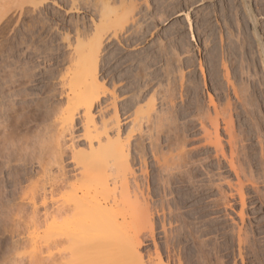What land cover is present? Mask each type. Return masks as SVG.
Returning a JSON list of instances; mask_svg holds the SVG:
<instances>
[{
  "label": "rangeland",
  "instance_id": "374dc122",
  "mask_svg": "<svg viewBox=\"0 0 264 264\" xmlns=\"http://www.w3.org/2000/svg\"><path fill=\"white\" fill-rule=\"evenodd\" d=\"M104 3L118 9L119 14L129 9L135 10L134 14L132 13L135 18H129L121 29L122 32L117 31L116 40L107 44L102 52V77L106 78V87L110 89L115 85L118 88L121 119L126 118L128 122L135 114L144 119L149 105L153 104L164 120L162 133H168L171 128L170 132L173 133H169V137L173 139H170L171 141L166 139L167 136L160 135L156 142L158 151H154V154L160 158V164L167 158L170 164L173 162L171 156L175 153L171 148H174V134L177 131L181 133V138L184 135L189 143L192 142L188 146H200L198 125L195 123L198 115L204 111V115L207 113V116L209 114L211 118H215L220 117V113L226 110L223 113H229V118L234 121L232 123L235 135L242 140L240 142L237 138L238 143L246 148L243 150L246 152L242 151V154L246 155L243 157L240 154L238 160L241 161L244 174L250 177L249 179H256L255 184L257 183V194L249 187L244 190V228L249 237L250 248L246 246V250L243 249L241 259L237 256L235 235L234 238L231 235L233 229L237 230L234 226L240 225L237 217L240 207L234 201L230 202V208L224 207L218 191L212 185L217 181H209L206 171L213 172L212 175L223 173L217 170L216 161L208 156L211 150L203 147L195 151L191 159L196 163L188 169V177L185 175L186 177L180 179L183 176L174 174L175 177L171 176L172 179H168V183L167 175L153 158V149L150 147L144 125L145 136L142 144L146 152L145 157L139 159L140 149L136 147L137 141L140 140L137 135L131 139V149L141 180L140 188L142 187L144 193L146 190V193L149 191L153 196L151 206L153 205L154 214V241L146 230L141 229L140 232L145 263H148L149 258H155L157 253L163 261L162 264H178L177 260L180 264H264V203L259 204L261 198H264V0H32L22 3V13L13 9L0 20V53L3 54L0 57L5 56L0 61V77L5 80L3 85L6 94L14 88V92L17 89L16 96L11 98V101L15 100L13 103L16 106L29 104L32 107L39 100L46 98L48 93V96L57 93V81L54 79L69 67L66 59L69 53L68 44L75 46L77 29L84 31V35L80 33L83 35V41H88L94 35L92 26L94 23L99 24L100 9ZM71 7H74L76 12L71 11ZM186 15L188 18H185ZM50 20L56 21L54 32L45 30ZM8 86L13 88L9 89ZM237 89L244 91L245 97H238L242 95L241 90H238L237 96L232 94ZM240 99L245 100V106L238 102ZM24 102L26 104H23ZM55 103L56 99H52L49 104L54 107ZM208 103L211 104L209 109L206 108ZM31 107L28 111L24 110L27 112L21 111V114L27 116L28 113L31 118ZM210 114H214L213 117ZM204 115L202 117H206ZM26 116L25 118H28ZM222 118L223 116L218 118L221 125ZM28 124L27 127L33 131L37 123L33 124L31 121ZM128 124L130 122L125 125L127 131L131 126ZM222 134L225 139L224 132ZM19 165L14 171L21 173L28 169L27 171L33 172L29 173L30 176H33V166L29 168L28 165L27 168ZM19 168L23 170L20 172ZM250 170L251 176L247 174ZM141 171L143 175L140 174ZM3 174L0 176V190L8 194L1 198L2 205L18 203L20 192H12V184L6 172ZM31 177H27L30 179L28 182L37 180ZM230 179L232 180V177ZM78 180L71 177L68 184ZM223 189L226 190L225 187ZM9 192L13 194L9 195ZM64 193V190L55 193L48 198V203L61 201ZM262 200L264 202V199ZM3 211L0 212V264H88L83 258L76 257L68 262L70 257L68 256V259L64 256V251L69 246L67 243L51 248L47 245L48 250H44V246L39 247L43 245V240L40 238V242L38 237H43L46 242L48 237L45 240L42 233L49 229L54 217H50L46 223L44 221L43 224H36L28 214ZM59 220L61 222V219ZM196 242L203 245L199 246L201 250L197 249ZM57 250L63 254L59 256L62 258L56 259ZM202 250L209 254L206 255L207 258L209 256L210 261L206 259L209 262H204L199 253L204 263L201 262L198 254H195ZM40 255H50L54 261H60L55 263L51 259V263H46Z\"/></svg>",
  "mask_w": 264,
  "mask_h": 264
},
{
  "label": "bare ground",
  "instance_id": "6f19581e",
  "mask_svg": "<svg viewBox=\"0 0 264 264\" xmlns=\"http://www.w3.org/2000/svg\"><path fill=\"white\" fill-rule=\"evenodd\" d=\"M28 2H32V0H0V20L13 9L22 13L24 6L21 4ZM110 6L104 3L101 9L99 8L100 21H98V25L93 22L94 35L88 41H83L81 38L84 35V31L82 33L80 32L81 30H76L75 46L68 44L69 53L66 59L69 67L67 66L68 69H65V72L57 78H52L57 81L58 89L53 86L55 91L57 90L56 94L52 95L51 93L48 96V93L46 98L38 99L40 102L38 101L37 104L35 102L32 107L29 104L27 106L26 102L23 103L26 104L25 106H20L16 102L17 106H19L17 107L14 104L15 100L11 101V98L16 96L17 89L14 92V88L11 92L9 89L13 87L9 88L8 86L9 89L7 88V90L10 93L6 94L7 91H5V86L3 85L5 80L3 81L0 77V176L6 172L12 184V192L19 191L21 194L19 195L20 200L18 199V203L14 202L15 204H13L12 202L13 205L4 206L1 198L6 197L5 194L8 193L0 190V212L4 210L7 213L28 214L34 219L36 224H41V222L43 224L44 221L46 223L50 217L51 219L54 217L49 229H47L48 227L46 228L48 231L44 230V233H42L45 240L48 237L47 240L49 241L46 240L44 242L43 237H38L40 242L43 240V245L41 244L39 247L44 246L45 250L48 246L51 248L57 244L60 246L63 243H67L69 246L65 249L64 256L70 257V259L68 257V262L76 257L79 259L83 258V261L88 264H162L163 261H161L162 259H160L161 257L159 258L157 253L155 258L151 257L149 260L147 259L148 263H145L141 251V229L146 230V233H149L152 241H154L152 234L154 214L152 212L153 205L151 206L153 204V198L151 197L153 196L149 191L146 193L147 191L144 189V193L141 189L142 187L140 188L141 184L139 182L141 180L132 157L131 139L135 135L139 137L138 140L140 141H137V147H135L140 149V151L138 150L140 152L139 159L144 158V153L146 152L142 139L145 136L143 135V126L146 125L145 129H147L146 133L148 132L150 147L153 149V158L159 164L158 167L167 175H165L167 179L164 177L166 180H171L172 178L170 177L174 174L180 177L183 176L182 178L178 176V178L183 179L185 175L189 174L190 167L196 163V161H192L191 155L203 147H208L211 150V154L208 156L216 161L217 170L219 172L223 171V173L212 175L213 172L211 174L209 173L210 171L208 173L206 171L209 181H217L215 182L216 184H210L218 191L222 204L223 202L225 204L224 207L230 208L232 206L230 202L232 201L236 202L240 207L238 214L235 213L240 220V225L235 224L236 226L234 227H237V230H235L236 228L233 229L236 232L231 233V235L232 238L235 235L237 256L241 258L242 251L244 252L243 249L246 246L250 248L249 237L245 232L246 228H244L246 226L244 225L246 205L244 190L249 187L257 191V183L255 184L256 179H253V177L249 179L250 177L248 178L244 174V168L240 164L241 161L238 160L240 159L239 155L246 148H244L245 145L239 144L242 140L236 137L237 134L235 135L233 119L229 118L231 117L230 115L228 116L229 113L226 114L225 112L228 117L225 116L223 112L226 110H223V115L220 113L223 116L221 119L222 125L218 119L221 116L211 118L209 114L207 116V113L204 115V111L203 113L201 112L202 114L199 113L201 115L197 114L198 117L195 123L198 125L200 146L196 144V146H193V144L188 146L192 142L189 143V140L183 134V138H181V133L179 134L177 131L176 133H178L177 136L179 137H175V133V140L174 142L172 141L175 150L173 146L171 148L168 145L175 152L171 156L173 162L169 164L167 162L169 158H167V160L163 159V163L160 164V158L154 154L158 151L156 142L160 135L169 137L172 128L171 130L169 129L168 133L165 131V134H163L164 130L162 129V131L161 128H164L162 125L164 120L155 110L154 105L151 104L144 118L145 121L141 118L142 116L140 117L136 114L133 115L134 117L131 120L129 118L128 122H130L131 126H129V131H127L125 125L128 122H126V118L122 120L120 116L118 88L115 85H112L110 89L108 86L106 87V78L102 77L103 48L114 39L116 40L117 31L120 30L122 32L121 29L130 17L135 18L133 15L134 9L122 11L119 14L118 9ZM71 8V11L74 10V12L78 9L76 6V9L74 7ZM185 18H188V15ZM80 33L83 35L81 36ZM105 34L109 35L105 36ZM0 56H3V54L0 53ZM4 57H0V61ZM5 74L7 75L8 73ZM234 88H236L235 85ZM238 90L241 89L234 90L232 94L237 96L239 94ZM243 92L242 90L240 91L242 95L238 96L239 98L245 97ZM52 99H56L54 107L49 104ZM235 100L237 101L238 99ZM240 100L238 102H242L241 104L244 105L245 100ZM210 105L206 108L209 109ZM29 106L32 108L30 111L33 110L31 112L33 114H30L32 120H30L28 113V118H25V114H21V111L27 112L30 108ZM25 109L27 111H24ZM216 110L218 111L217 108ZM211 112L213 113V109ZM202 115L206 117H202ZM31 121L33 124L37 123L33 131L29 129L30 127H27ZM221 131L222 133L224 132L225 139L224 137L222 138L223 134ZM167 137L166 139L173 140L172 137ZM237 138L240 140L239 143ZM169 140L167 141L169 142ZM242 146L244 149H242ZM157 154L159 155V152ZM243 154L242 156L244 157L246 154ZM19 164L26 167L29 165V168L33 166L34 169L31 168V170H34L32 177L37 178V180L32 183L28 182L30 181V174L33 173L27 171L28 169L26 171L28 174L30 173L29 176L26 175V171H22L24 174H21V170H23L21 168H19L21 173L14 171ZM143 165L145 167L144 162ZM142 171L141 175H143ZM250 172L252 174L251 170L247 174L251 176ZM226 174L229 177L228 179ZM71 177L78 178V182L68 184V180ZM231 177L233 181L230 179ZM167 182L169 183V180ZM61 190L65 191L61 201H52L49 204L48 198ZM256 191L255 193L257 194L258 191ZM11 193L9 192V195ZM262 199L264 198H261L259 204L261 202L263 205ZM59 219H61V222ZM45 231H47V234ZM232 241L234 243V239ZM203 242L202 244L204 245L205 243ZM202 244L198 245L197 243L198 250L202 249H199V246L203 247ZM41 249L40 254L43 253V248ZM203 250H206V248H203ZM203 250L195 254H198V256L196 255L199 257L198 259H201L200 255H202L203 261L209 262V256L208 258L206 257L209 254H206L207 251L203 252ZM57 251V254H55L56 259L62 258L59 256L63 254L59 253V250ZM199 253L201 254L199 255ZM50 255H44L49 260L42 255H40V258L43 257L42 261L45 260L46 263L50 261L51 263L53 258ZM36 258L38 260V256ZM202 259L201 262H203ZM57 261L54 262L56 263ZM177 263L180 264L181 262L177 260ZM40 264L42 263L40 262Z\"/></svg>",
  "mask_w": 264,
  "mask_h": 264
},
{
  "label": "snow or ice",
  "instance_id": "6c2138e0",
  "mask_svg": "<svg viewBox=\"0 0 264 264\" xmlns=\"http://www.w3.org/2000/svg\"><path fill=\"white\" fill-rule=\"evenodd\" d=\"M55 24H56V21L55 20H50L47 23L45 30H52L54 32L55 31ZM55 39H59V37H55Z\"/></svg>",
  "mask_w": 264,
  "mask_h": 264
}]
</instances>
